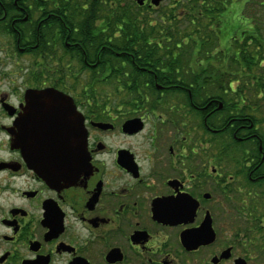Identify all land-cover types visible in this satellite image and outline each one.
Listing matches in <instances>:
<instances>
[{
    "label": "flooded vegetation",
    "instance_id": "flooded-vegetation-1",
    "mask_svg": "<svg viewBox=\"0 0 264 264\" xmlns=\"http://www.w3.org/2000/svg\"><path fill=\"white\" fill-rule=\"evenodd\" d=\"M192 1L137 5L180 19ZM230 1L229 45L208 30L214 45L176 46L199 65L161 89L178 92L125 93L90 91L107 48L87 61L75 37L77 9L105 19L109 0H0V264H264V0ZM73 102L90 157L76 175Z\"/></svg>",
    "mask_w": 264,
    "mask_h": 264
},
{
    "label": "trees",
    "instance_id": "trees-1",
    "mask_svg": "<svg viewBox=\"0 0 264 264\" xmlns=\"http://www.w3.org/2000/svg\"><path fill=\"white\" fill-rule=\"evenodd\" d=\"M62 3L64 4L63 1ZM188 6L185 10L187 15L180 19L175 17L173 13L175 10L172 8L163 7L158 17L154 18L150 13L144 12L136 3L127 2L124 4L123 0H109L105 19L101 16L103 5L99 6V18L96 15L99 11L96 5L89 9L78 8L74 27L77 30L75 37L79 42L78 46L86 52V60L94 62L98 60L96 56V47L98 46H105L108 53V82L93 83L90 85L93 90L90 91L93 92L99 88V92H178L176 89L158 90L156 87L157 84L170 86L172 85L171 79L175 84L177 78H183L181 51L177 48L175 51L172 46H202L204 44L202 37L205 34H202L201 28L206 27L216 33L220 31L222 44L227 46L231 42L233 30L230 12L228 14V11L225 10L227 7L225 0H220V2L205 0L204 3L193 0ZM215 6H220V9L216 10ZM219 12L220 15L217 14ZM204 13L210 17H201L200 15ZM184 23L193 29L192 33L184 35L177 30L185 26ZM104 30H107V33ZM214 36L212 32L207 37L212 39ZM44 38L47 37L44 36ZM85 47L95 49H85ZM98 52L102 53V51ZM201 52L194 48L188 54L196 56L188 59L198 61V55ZM228 55L227 64L222 62L218 66L220 69L218 75L221 77L231 73L230 52ZM83 61V56L78 58V69L82 66ZM198 67L199 65L195 64L191 69L194 68L196 71ZM102 68H100L99 74H95L94 71V79L103 73ZM138 101L143 103L146 99L140 98ZM156 102L162 101L153 98V103ZM156 107L158 106H154V108Z\"/></svg>",
    "mask_w": 264,
    "mask_h": 264
},
{
    "label": "water",
    "instance_id": "water-1",
    "mask_svg": "<svg viewBox=\"0 0 264 264\" xmlns=\"http://www.w3.org/2000/svg\"><path fill=\"white\" fill-rule=\"evenodd\" d=\"M163 0H152L153 5H159ZM144 0L139 1L140 5H143ZM44 94H54L57 91L48 89L45 91H41ZM47 97V96H46ZM47 99V98H45ZM140 122L139 120L132 121L127 127L131 128ZM72 139H73V174H79L83 172H87L90 168V157L87 153L86 144H87V132L83 124V120L81 115L76 111V108L73 103V128H72ZM23 140L21 139L20 142ZM21 146V144H20ZM75 174V175H76Z\"/></svg>",
    "mask_w": 264,
    "mask_h": 264
},
{
    "label": "rangeland",
    "instance_id": "rangeland-1",
    "mask_svg": "<svg viewBox=\"0 0 264 264\" xmlns=\"http://www.w3.org/2000/svg\"><path fill=\"white\" fill-rule=\"evenodd\" d=\"M164 1V0H163ZM163 1H161L160 2V4L163 2ZM226 1V11H228L227 13L229 14V9H230V6H231V1L230 0H225ZM123 2H124V4L125 3H127V2H130V3H132V4H135V1L134 0H123ZM238 2H245V0H238ZM159 4V5H160ZM159 5H155V6H159ZM164 7H166V6H168V5H163ZM163 6L158 10V11H149L147 8H144V9H142L144 12H147V13H150V15L152 16V17H154V18H157L158 17V14L160 13V11H161V9L163 8ZM244 6H245V8H244ZM248 6V5H247ZM247 6L245 5V4H243V13L241 12L242 10L241 9H239V11H240V14L243 16V17H246V15H249V10H248V8H247ZM169 7V6H168ZM229 8V9H228ZM233 10V15H234V13H236V11H235V9H232ZM99 12H100V10H99ZM186 12V11H185ZM225 12V11H224ZM104 13H106V12H104ZM108 13V12H107ZM245 13V14H244ZM185 15H187V14H184L183 16H185ZM236 15V18H234V20H235V22H237V23H239V24H236V25H242V21H241V19H242V17H240L239 16V14H235ZM101 16H105L104 14L103 15H101ZM199 16V15H198ZM183 20V19H182ZM175 23V22H174ZM185 24V23H184ZM206 26H207V24H206ZM157 30H160V28H157ZM177 30H179L181 33H183L184 35H187V33L189 34V33H192L193 32V29L192 28H190L189 26H186V24H185V26H183V27H181L180 29H177ZM202 30V34H205L204 36H206L205 38H207V36H209V32H208V29H207V27L203 30V29H201ZM5 43H7V41H5ZM211 45H214L215 44V41H214V38H212V40H211V43H210ZM190 46H192V45H190ZM174 49H175V51H177V49H176V45H173L172 46ZM179 51H181V57H182V62H183V64L181 65V67H182V74H183V77H185V76H192L193 74H192V72L190 71V69H191V67L190 66H187V64H184L185 63V57L183 56L184 54H186V53H184L185 51L183 50V49H180ZM190 51H192V49H190ZM11 52V51H10ZM0 58H2V59H4V54H2V53H0ZM8 72H11L12 74L15 72V71H18V72H20V69L19 68H17V67H15V68H12V67H9L8 69ZM188 73L187 75L185 74V73ZM182 76V75H181ZM15 77V76H14ZM13 77V78H14ZM97 78H99V77H102V74L101 75H99V76H96ZM87 79H88V77H87V75H86V77H85V79H84V83H86L87 82ZM19 80H20V78H19ZM88 85H90V83L88 84ZM156 87H157V89L158 90H161L162 89V86L161 85H159V84H157L156 85Z\"/></svg>",
    "mask_w": 264,
    "mask_h": 264
},
{
    "label": "bare ground",
    "instance_id": "bare-ground-1",
    "mask_svg": "<svg viewBox=\"0 0 264 264\" xmlns=\"http://www.w3.org/2000/svg\"><path fill=\"white\" fill-rule=\"evenodd\" d=\"M201 29H203V30H204L205 28H201ZM54 117H58V118H59L60 116H59V114H58V113H54Z\"/></svg>",
    "mask_w": 264,
    "mask_h": 264
}]
</instances>
